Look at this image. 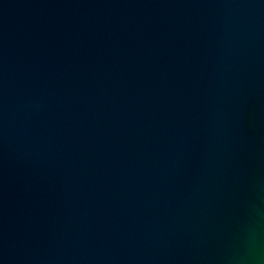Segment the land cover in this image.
<instances>
[{"label": "water", "instance_id": "1", "mask_svg": "<svg viewBox=\"0 0 264 264\" xmlns=\"http://www.w3.org/2000/svg\"><path fill=\"white\" fill-rule=\"evenodd\" d=\"M0 264H264V0H0Z\"/></svg>", "mask_w": 264, "mask_h": 264}]
</instances>
